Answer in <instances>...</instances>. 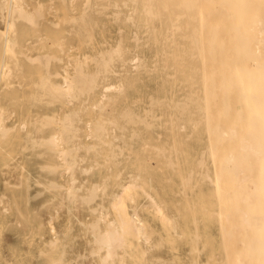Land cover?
<instances>
[{
  "label": "bare ground",
  "instance_id": "6f19581e",
  "mask_svg": "<svg viewBox=\"0 0 264 264\" xmlns=\"http://www.w3.org/2000/svg\"><path fill=\"white\" fill-rule=\"evenodd\" d=\"M112 1L117 11L119 0ZM121 2L135 14H112L120 31L116 43L82 53L61 83L52 80L49 66L66 62L62 36L54 35L53 47L31 60L44 57L34 68L40 86L70 105L62 116L47 117H55L66 133L57 154L72 162L69 140L78 129H90L92 153L102 164L123 155L134 180L152 174L162 191L179 194L191 241L213 246L209 226L214 224L218 264H264V5L261 0ZM92 19L68 32L79 38V47L93 44L97 29L102 37L109 33L105 23ZM74 20L65 17L63 23L75 25ZM11 21L6 12L8 28L0 33L4 76L9 72L5 55L17 52L16 38L8 31ZM88 23L91 28L84 31ZM2 120L0 114V127ZM73 128L77 131L69 133ZM109 129L121 132L122 149L114 150L102 138ZM48 137L60 139L55 133ZM120 185L121 191L127 189ZM121 200L118 193L111 200L118 221L100 233L105 257L113 255L115 245L129 244L128 236H144L141 225L131 229L141 221L119 211ZM155 211L163 239L173 240L176 220L158 204Z\"/></svg>",
  "mask_w": 264,
  "mask_h": 264
},
{
  "label": "rangeland",
  "instance_id": "374dc122",
  "mask_svg": "<svg viewBox=\"0 0 264 264\" xmlns=\"http://www.w3.org/2000/svg\"><path fill=\"white\" fill-rule=\"evenodd\" d=\"M121 1L114 11L112 0H9L10 5L8 0H0V33L7 31L4 22L7 12L14 24L8 31L16 38L14 46L17 48L15 56L5 55L4 61H8L10 68L6 66L9 72L0 75V114L3 117L0 127V264L220 262L214 224L209 226L213 246H204L203 240L191 241L189 235H185L190 222L186 211L182 212L179 194L162 191L161 183L152 174L142 173L141 178L134 180L123 155H117L116 161L110 164H102L101 158L92 153L94 139L89 135L90 129L83 127L69 131L78 133L69 140L74 146L72 162L62 161L56 152L62 147L66 133L55 117L51 120L47 117L50 114L62 116L70 105L52 97L48 89L40 86L34 68L44 57L31 60L53 47L54 35L62 36L66 62L61 66L62 62L53 61L49 66L53 73H58H52V80L61 83L62 76L73 71V61L82 53L91 54L92 47L103 48L116 43L120 31L112 14H135ZM101 6L103 11L99 10ZM7 7L10 9L6 11ZM69 16H74L72 23L75 25H64V18ZM89 16L105 23L109 33L102 37L97 29L93 44L83 43L79 47V38L68 32L82 29L77 23L88 20ZM33 19L37 25L33 24ZM91 25L88 23L83 30H89ZM50 133L60 139L53 142L48 137ZM120 133L117 129H109L102 138L118 151L124 143ZM149 164L152 167V161ZM121 183L126 184L125 191H121ZM117 193L123 202V205L119 204V211L130 219L136 217L141 221H134L131 229L136 224L141 225L147 238L128 236L129 244L115 245L113 257H105V248L99 247L100 233L114 227L118 221V214L111 204ZM157 204L176 220L178 233L171 241L162 237L155 211Z\"/></svg>",
  "mask_w": 264,
  "mask_h": 264
},
{
  "label": "snow or ice",
  "instance_id": "6c2138e0",
  "mask_svg": "<svg viewBox=\"0 0 264 264\" xmlns=\"http://www.w3.org/2000/svg\"><path fill=\"white\" fill-rule=\"evenodd\" d=\"M262 5H264V0H261Z\"/></svg>",
  "mask_w": 264,
  "mask_h": 264
}]
</instances>
